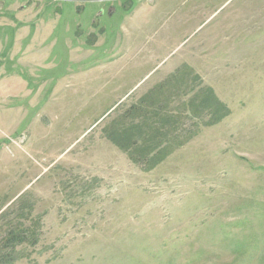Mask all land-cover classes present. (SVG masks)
<instances>
[{
    "label": "rangeland",
    "instance_id": "374dc122",
    "mask_svg": "<svg viewBox=\"0 0 264 264\" xmlns=\"http://www.w3.org/2000/svg\"><path fill=\"white\" fill-rule=\"evenodd\" d=\"M25 1L0 264H264V0Z\"/></svg>",
    "mask_w": 264,
    "mask_h": 264
},
{
    "label": "crops",
    "instance_id": "0c3cea01",
    "mask_svg": "<svg viewBox=\"0 0 264 264\" xmlns=\"http://www.w3.org/2000/svg\"><path fill=\"white\" fill-rule=\"evenodd\" d=\"M28 4L29 2L25 0H19L16 3L0 0V26L8 24L13 28V44L10 46L9 51L10 53H19L20 56L28 47V44H23L24 40L29 39L28 41H30L34 37H36L37 41L43 40L41 31L38 32L37 28L41 25L43 28L47 23L41 16L40 4L34 3L32 6ZM34 20H36V25H33L32 31L31 25ZM17 44L19 45L17 46L18 49L16 48Z\"/></svg>",
    "mask_w": 264,
    "mask_h": 264
}]
</instances>
